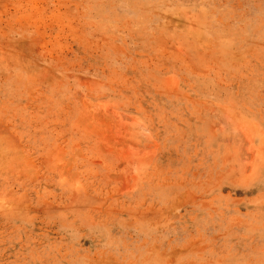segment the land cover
<instances>
[{"label":"rangeland","instance_id":"obj_1","mask_svg":"<svg viewBox=\"0 0 264 264\" xmlns=\"http://www.w3.org/2000/svg\"><path fill=\"white\" fill-rule=\"evenodd\" d=\"M0 264H264V0H0Z\"/></svg>","mask_w":264,"mask_h":264}]
</instances>
